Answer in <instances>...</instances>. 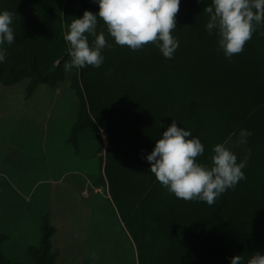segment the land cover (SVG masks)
Instances as JSON below:
<instances>
[{
    "label": "trees",
    "instance_id": "trees-1",
    "mask_svg": "<svg viewBox=\"0 0 264 264\" xmlns=\"http://www.w3.org/2000/svg\"><path fill=\"white\" fill-rule=\"evenodd\" d=\"M210 2L181 0L173 33L180 46L172 59L152 44L137 51L114 44L104 50L100 68H73L70 87L79 111L68 143L78 153L79 134L94 130L103 153L98 183L107 185L134 242L137 264H230L235 255L247 264L256 251L264 252V30L227 59L217 51V38L205 30ZM0 9L16 14L17 35L0 64V84L29 79V98L39 85L57 89L66 79L68 25L85 10L98 12L99 5L94 0H0ZM100 30L112 39L102 20ZM174 118L199 136L205 154L198 159L209 165L213 145L238 139L241 128L253 132L238 158H248L246 179L214 205L168 193L142 158ZM56 231L45 215L40 245L28 247L37 264H56ZM8 239L0 232V264H13L2 250Z\"/></svg>",
    "mask_w": 264,
    "mask_h": 264
},
{
    "label": "rangeland",
    "instance_id": "rangeland-1",
    "mask_svg": "<svg viewBox=\"0 0 264 264\" xmlns=\"http://www.w3.org/2000/svg\"><path fill=\"white\" fill-rule=\"evenodd\" d=\"M69 62V61H68ZM73 68L57 89L39 85L27 98L29 79L0 84V232L2 250L13 264H37L28 247L40 245L42 219L57 228L56 264H137L134 242L99 184L102 162L94 130L79 134V151L68 143L79 101L70 87ZM104 148L107 145L103 137ZM241 158L246 148L227 145Z\"/></svg>",
    "mask_w": 264,
    "mask_h": 264
},
{
    "label": "clouds",
    "instance_id": "clouds-1",
    "mask_svg": "<svg viewBox=\"0 0 264 264\" xmlns=\"http://www.w3.org/2000/svg\"><path fill=\"white\" fill-rule=\"evenodd\" d=\"M99 11L85 10L82 17L68 25L64 41L68 45L70 62L65 70L100 68L105 62V49L115 45L127 46L132 51L146 45L155 46L165 59H172L180 46L173 34L177 29L176 16L181 0H94ZM208 14L205 30L217 38V51L231 60L244 51L258 29L264 30V0H211L205 7ZM15 13L0 9V64L6 62L8 46L16 42ZM106 26L98 32V24ZM91 38V39H90ZM253 135L249 129L239 130V142L247 143ZM227 141L212 146L210 165L201 162L205 146L192 129L180 127L174 118L153 150L145 157L149 171L156 181L184 201L205 202L214 205L228 190H234L246 179L244 169L248 158L238 162L237 155L227 147ZM243 257H231L230 264H241ZM92 264L99 260L95 251L90 253ZM247 264H264V252L256 251L247 259Z\"/></svg>",
    "mask_w": 264,
    "mask_h": 264
},
{
    "label": "crops",
    "instance_id": "crops-1",
    "mask_svg": "<svg viewBox=\"0 0 264 264\" xmlns=\"http://www.w3.org/2000/svg\"><path fill=\"white\" fill-rule=\"evenodd\" d=\"M57 229V228H56ZM57 232V231H56ZM56 234V233H55Z\"/></svg>",
    "mask_w": 264,
    "mask_h": 264
},
{
    "label": "water",
    "instance_id": "water-1",
    "mask_svg": "<svg viewBox=\"0 0 264 264\" xmlns=\"http://www.w3.org/2000/svg\"><path fill=\"white\" fill-rule=\"evenodd\" d=\"M58 63V62H57Z\"/></svg>",
    "mask_w": 264,
    "mask_h": 264
}]
</instances>
